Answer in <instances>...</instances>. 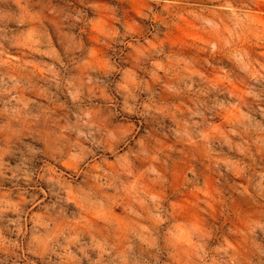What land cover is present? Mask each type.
I'll list each match as a JSON object with an SVG mask.
<instances>
[{"label": "clouds", "instance_id": "9594fccd", "mask_svg": "<svg viewBox=\"0 0 264 264\" xmlns=\"http://www.w3.org/2000/svg\"><path fill=\"white\" fill-rule=\"evenodd\" d=\"M0 264H264V0H0Z\"/></svg>", "mask_w": 264, "mask_h": 264}]
</instances>
